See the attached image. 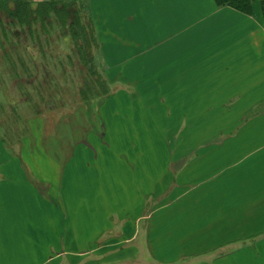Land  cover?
I'll use <instances>...</instances> for the list:
<instances>
[{"label": "crops", "instance_id": "1", "mask_svg": "<svg viewBox=\"0 0 264 264\" xmlns=\"http://www.w3.org/2000/svg\"><path fill=\"white\" fill-rule=\"evenodd\" d=\"M86 1L114 74L161 106V131L173 115L199 139L178 149L187 161L133 172L148 187L137 207L114 183L105 193L115 168L89 172L94 148L80 140L57 175V148H25L33 185L15 179L21 166L0 142V264H264L263 0L249 13L214 0Z\"/></svg>", "mask_w": 264, "mask_h": 264}, {"label": "rangeland", "instance_id": "2", "mask_svg": "<svg viewBox=\"0 0 264 264\" xmlns=\"http://www.w3.org/2000/svg\"><path fill=\"white\" fill-rule=\"evenodd\" d=\"M29 1L35 5L45 0ZM77 1L82 3L84 14L91 18L87 11L88 2ZM0 17L4 21L7 20L3 15ZM4 26L6 30L11 27L8 22L4 23ZM40 26V23H35L39 33L34 32V35L30 36L25 26L15 25L21 38V43L16 45V51H12L6 42L4 47L0 46V138H3L8 162L21 166L18 170L21 175L15 179L25 177L33 185L26 165V169L22 165L24 162H32L25 148H31L32 145L57 148L59 155H56V152L50 153L51 159L58 157L57 175L63 156L70 155L77 139L81 141L79 143L93 147L97 152L95 158L94 150L89 148L92 153L88 158L91 166L89 172L97 170L98 167H109L110 170L115 168L107 179L110 186L106 187L109 190L105 193H113L111 185L114 183V192L122 196V201L137 207L142 198L140 187H148L139 184L141 179L133 172L138 170L139 175L147 163L156 168V164L166 166L169 163L176 166L190 159L188 156L192 154H186L183 159L179 158L178 149L183 145L186 149L191 148L199 139L191 136L194 122L176 121L172 115L170 120L166 121V125L169 123L171 129L161 131L166 129L159 127L162 124L158 118L161 106L141 104L143 89L135 88L127 73L115 69L114 74V67H111L112 58L101 57L99 46H92L91 52L94 56L93 64L105 87L87 91L83 88L86 86L85 82L88 80L87 84L94 87L92 80H96V75H91L89 67L78 58L69 35L60 36L61 29L57 28L55 23L46 25L45 31L41 30ZM0 40L3 41L2 33ZM9 40L15 39L10 36ZM8 56L15 63L16 75L10 71ZM113 75L117 78L110 80ZM29 77L32 83L35 82L34 85L23 83ZM81 92L85 94L82 96ZM36 93H39V97ZM144 106H147V109ZM200 139L204 142L208 140L203 137ZM22 146L24 148L21 153ZM78 162L79 159L75 158L72 163ZM80 170L81 162L72 170L75 179L81 178ZM155 172L154 169L153 173ZM171 172L175 175L176 170ZM172 173L168 175V179L173 177ZM13 175H16L15 170L10 176ZM101 176L106 183V178L103 174ZM30 191H37V187ZM158 199H155L153 204H160ZM149 205L147 204L148 207Z\"/></svg>", "mask_w": 264, "mask_h": 264}, {"label": "trees", "instance_id": "3", "mask_svg": "<svg viewBox=\"0 0 264 264\" xmlns=\"http://www.w3.org/2000/svg\"><path fill=\"white\" fill-rule=\"evenodd\" d=\"M214 2L217 7L229 6L238 11L249 13L252 0H214ZM83 9L82 3L77 0H45L35 5L29 0H0V16L3 15V17L7 18V20L4 21L0 17V35L2 33L3 38V41L0 40V46L4 47L6 42L12 51H16V45L21 43V38L19 37L15 25H19L20 27L25 26L26 32H28L30 36H33L34 32L39 33V30L35 28V23H40V29L43 31H45L46 25L55 23L56 26H58L57 28L61 29L60 36L64 37L69 35L74 50L78 53V58L85 66L89 67L92 72L91 75H96V80H92V83L95 84L94 87L90 86L91 84H87V82H89L87 80L85 82L86 86L83 88H86L88 91L99 87L101 90L105 87V84L101 80V76L95 68V64H93L94 56H92L91 52L92 46L95 48L98 47L94 24L92 19L84 14ZM261 12L264 20V0L261 2ZM7 22L11 26L9 30H6L4 26V23ZM10 36L15 40H9ZM8 61L10 65L9 67L11 68L10 71L16 75L17 69L15 63L9 56ZM26 71L28 72L29 70L26 69ZM45 72L47 73V71ZM30 77L23 81V83L34 85L35 82L33 81L32 83ZM36 94L39 97V93ZM84 94H82V96ZM0 139V141L3 142V138Z\"/></svg>", "mask_w": 264, "mask_h": 264}]
</instances>
